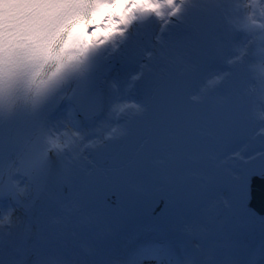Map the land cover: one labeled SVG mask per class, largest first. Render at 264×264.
<instances>
[{"label":"bare ground","instance_id":"1","mask_svg":"<svg viewBox=\"0 0 264 264\" xmlns=\"http://www.w3.org/2000/svg\"><path fill=\"white\" fill-rule=\"evenodd\" d=\"M229 3L235 11L205 28L197 27L196 20L183 25L170 22L167 9L163 10L162 17L150 15L134 19L129 36L133 39L135 36L139 43L126 51V60L111 62L114 68L106 78L104 110L93 120L80 114L78 122H74L67 113L75 104L68 102L49 117L51 139L59 146L56 151L61 156L67 155L72 181L51 192L40 191L38 185L31 184L18 198L30 205L39 194L41 199L36 201V210L56 195L75 196L94 206L88 221L91 231L65 234L60 238L61 246H52L48 242L56 234L61 217L47 215L43 218L47 232L41 237V247L47 250L41 252L33 247L37 226L33 223L32 231H28L25 208L11 201H0V221L10 208L16 209L10 222L0 224V233L5 236L4 264H101L98 252L101 244L112 249L103 258V264H111L137 243L165 239L184 245L193 253L198 243L206 250V239L195 234L197 225L179 216L181 212H196L201 218L221 214L217 228L226 230L227 236L216 237L218 249H223L229 241L253 250L259 248L264 240V226L233 207L230 177L225 175L220 182H211V176L195 167L177 171L175 142L164 133L166 127L198 112L210 101L227 100L234 88L238 87L242 93L249 91L248 84L240 81L238 65H230L229 61L247 45L245 67L255 64V53L261 46V29L257 27L249 34L240 28L245 15L252 11L249 7L252 0H229ZM256 23H264L259 9ZM177 37L186 39L177 42ZM249 40H253L251 45ZM126 47L120 38L92 57L97 60L119 55ZM138 106H145L147 111L137 113ZM236 153L245 159L264 153V106L259 103L248 106L240 136L227 145L223 157ZM261 163L264 157L252 162ZM251 166L241 159L219 163L222 170H230L234 175H241ZM205 191L210 192V197H204ZM107 193L114 195L105 199ZM161 198L171 201L175 207L162 204L163 211L160 208L153 211ZM258 200L261 201L260 197ZM143 264L157 262L143 261ZM203 264H215V260L206 259Z\"/></svg>","mask_w":264,"mask_h":264},{"label":"snow or ice","instance_id":"2","mask_svg":"<svg viewBox=\"0 0 264 264\" xmlns=\"http://www.w3.org/2000/svg\"><path fill=\"white\" fill-rule=\"evenodd\" d=\"M4 3L16 6L9 18L8 27L19 35L40 34L49 30L53 22L68 10L85 5L94 6L90 20L77 17L82 23L80 36H71L69 28L66 30L67 35L64 42L78 52H86L89 46L84 37L91 36L93 41L99 38L98 33L94 32L93 27L88 26L89 24L100 28L105 38L119 34L123 44L127 47L119 55L113 54L106 57L104 62H122L128 58L126 51L138 46V39L135 36L134 39L129 36V33H132L130 24L138 17L150 15L162 17L163 10L167 9L170 22L183 25L190 20H196L198 21L197 27L205 28L226 19L232 11H235L229 0H218L216 3H200L198 0H0V5ZM249 7L252 11L245 15L240 28L249 34L254 33L257 27L261 29V46L255 53L257 62L245 67V57L248 55L247 45L238 56L229 61L230 65H238L237 72L240 81L248 84L249 91L242 93L238 87L234 88L227 100L210 101L198 112L175 122L170 128L166 127L164 133L175 142L177 171L195 167L204 175L211 176L213 178L211 182H220L227 175L230 177L228 185L231 189L233 207L253 221L258 219L264 226V215L250 207L257 196L253 177L264 178V163L252 164V162L264 157V153H256L247 159L238 153L223 157L227 145L240 136L248 106L256 103L264 106V23L259 25L256 23L257 9L260 10L261 17H264V0H252ZM3 35L4 22L2 12H0V42H2ZM185 39L186 37H177L175 41L184 42ZM129 40H132L131 44ZM252 43L253 40L248 41V45ZM148 59H152L150 54ZM101 65L102 62L94 63L91 58L86 59L73 78L75 87L72 94L61 95V100L75 104V107L67 113L74 122H78L80 114L91 119L105 108L104 100L94 94L95 89L102 83ZM154 71L156 73L155 66ZM5 75L6 69L3 61L0 60V82L3 81ZM253 80L255 83H252ZM107 105H110V101ZM41 109L42 107L31 111L18 110L7 118L0 119V126H3L6 122L19 123L22 115L27 114L32 117L35 125L25 134L18 136L11 146L0 149V201H11L17 207L25 208L29 217L28 231H32L33 223L37 226L38 235L33 247L43 252L47 250L41 247V237L47 232V226L43 223L45 216L55 214L61 217L57 221L56 234L48 242L52 246H61L60 238L65 234L75 235L77 230L82 234L91 231L88 221L94 211V206L81 202L75 196L56 195L51 202L34 210L36 201L41 199L39 194L33 198L30 205H25L18 198V195L24 193L31 184L38 185L40 191L51 192L72 181L70 161L67 155L61 156L56 151L59 146L51 139V126L47 120L39 119L38 114ZM121 111L123 112L124 109L121 108ZM146 111L145 106L136 108V112L140 114ZM197 125L206 127L201 128ZM53 157H56L55 163H53ZM233 159H241L245 164L252 166L245 168L241 175H234L230 170L225 171L219 167L220 162ZM22 181H26L23 186H21ZM113 195L107 193L105 199ZM203 195L205 198L210 197V192L205 191ZM258 195L264 206L262 188ZM162 204L164 207H175L171 201L161 198L156 201L153 211L156 208L163 211ZM15 210V208H10L8 215L0 221V224L10 222ZM178 215L197 225L195 234L206 239V250L199 243L195 245L197 251L193 253L186 246L172 243L168 239L144 241L137 243L123 257L112 260L111 264H143L144 260H155L157 264H203L206 259H214L215 264H264V240L255 250L232 241L227 242L223 249L217 248L216 237L227 236L226 230L217 228L221 221V214L217 213L203 218L196 212H181ZM4 251L5 236L0 233V264H4ZM111 251L112 249L107 244L98 246L101 264H103L104 255Z\"/></svg>","mask_w":264,"mask_h":264},{"label":"clouds","instance_id":"3","mask_svg":"<svg viewBox=\"0 0 264 264\" xmlns=\"http://www.w3.org/2000/svg\"><path fill=\"white\" fill-rule=\"evenodd\" d=\"M93 7L73 8L58 17L48 30L50 44L44 46L38 34L19 35L10 29L9 18L16 6L9 3L0 5L4 22L0 60L6 69V75L0 82V119L18 110L31 111L43 107L64 92L86 59L120 39L119 34L105 38L100 28L89 24L99 38L93 41L91 36L84 37L89 46L86 52H78L64 42L69 28L71 36H80L82 23L77 17L90 20Z\"/></svg>","mask_w":264,"mask_h":264},{"label":"water","instance_id":"4","mask_svg":"<svg viewBox=\"0 0 264 264\" xmlns=\"http://www.w3.org/2000/svg\"><path fill=\"white\" fill-rule=\"evenodd\" d=\"M253 180H254V189L257 192V196L250 204V207L255 209L261 215H264V206H262L261 201L258 200L259 198L258 193H259L260 188H262V192H264V178L253 177ZM110 203L115 204V202H111V201ZM144 261H148V260H144Z\"/></svg>","mask_w":264,"mask_h":264},{"label":"rangeland","instance_id":"5","mask_svg":"<svg viewBox=\"0 0 264 264\" xmlns=\"http://www.w3.org/2000/svg\"><path fill=\"white\" fill-rule=\"evenodd\" d=\"M150 261H152V260H148L147 262H150Z\"/></svg>","mask_w":264,"mask_h":264}]
</instances>
